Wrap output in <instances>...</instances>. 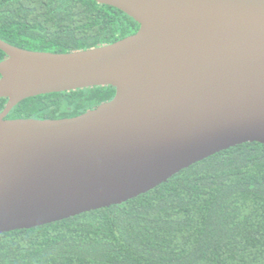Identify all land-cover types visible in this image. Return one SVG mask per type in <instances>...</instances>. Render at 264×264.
Listing matches in <instances>:
<instances>
[{
  "label": "water",
  "instance_id": "water-1",
  "mask_svg": "<svg viewBox=\"0 0 264 264\" xmlns=\"http://www.w3.org/2000/svg\"><path fill=\"white\" fill-rule=\"evenodd\" d=\"M139 24L109 45L0 39V235L123 204L215 154L264 145V0H95ZM112 86L73 118L7 119L24 100Z\"/></svg>",
  "mask_w": 264,
  "mask_h": 264
},
{
  "label": "trees",
  "instance_id": "trees-1",
  "mask_svg": "<svg viewBox=\"0 0 264 264\" xmlns=\"http://www.w3.org/2000/svg\"><path fill=\"white\" fill-rule=\"evenodd\" d=\"M138 29L95 0H0V39L27 50H87ZM115 93L97 86L41 95L7 119L73 118ZM7 102L0 99V113ZM0 264H264V145L222 151L123 204L3 233Z\"/></svg>",
  "mask_w": 264,
  "mask_h": 264
}]
</instances>
